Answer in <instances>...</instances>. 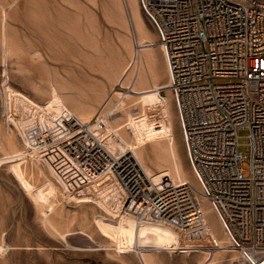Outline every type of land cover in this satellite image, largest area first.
<instances>
[{
    "label": "built area",
    "instance_id": "built-area-1",
    "mask_svg": "<svg viewBox=\"0 0 264 264\" xmlns=\"http://www.w3.org/2000/svg\"><path fill=\"white\" fill-rule=\"evenodd\" d=\"M137 2L165 61L166 81L156 90L170 93L198 190L164 175L151 181L132 152H109L73 115L28 124L23 152L50 168L70 201L116 184L121 215L170 231L179 245L172 252L216 248L204 198L244 264H264V0ZM151 127L160 132L161 119ZM241 128L249 132L244 157Z\"/></svg>",
    "mask_w": 264,
    "mask_h": 264
},
{
    "label": "rangeland",
    "instance_id": "rangeland-1",
    "mask_svg": "<svg viewBox=\"0 0 264 264\" xmlns=\"http://www.w3.org/2000/svg\"><path fill=\"white\" fill-rule=\"evenodd\" d=\"M6 1L0 0V264H140L134 254L116 246L115 223L123 202L116 184L104 187L93 198L73 202L63 194L50 168L34 157L13 164L4 160L11 148L23 151L28 124H52L62 115L79 119L75 104L91 103L98 109L105 95L112 97L113 71L119 69L121 61H132L126 46L135 42V34L132 26L126 25V29L118 19L126 15L130 24L128 10L122 7L123 13L115 12L118 8L110 7V0H21L14 12L4 16L1 11ZM1 41L15 51L6 53ZM156 48L159 64L165 69L162 52L158 45ZM33 50L42 55L37 63L29 59ZM108 62L113 71L106 67ZM165 81L164 74L157 84ZM159 96L171 102L175 156L178 153L180 163L196 182L170 93ZM116 103L114 96L109 107ZM137 112L132 110L131 114ZM115 114L117 122L126 117L122 120L120 112ZM126 128L132 136L128 124ZM248 135L247 129L237 130V151L242 157L249 150ZM147 147L152 158L155 149L150 141ZM147 166L156 170L150 162ZM242 166L248 168L245 159ZM200 200L209 204L204 198ZM42 212L52 219L58 234L44 224ZM206 253L199 249L157 255L163 264H204ZM222 254L226 257L217 264H236L240 258L238 252Z\"/></svg>",
    "mask_w": 264,
    "mask_h": 264
},
{
    "label": "bare ground",
    "instance_id": "bare-ground-1",
    "mask_svg": "<svg viewBox=\"0 0 264 264\" xmlns=\"http://www.w3.org/2000/svg\"><path fill=\"white\" fill-rule=\"evenodd\" d=\"M28 1L29 0H24V2ZM20 2L21 0H7L4 2L2 4L1 15L9 16L14 12ZM110 2V7L116 6V8H118L115 12L123 13L122 7L123 11L128 10L130 24L128 20L125 21L124 17L126 15L118 19L123 20L122 22L125 25L124 28L128 25L129 27L132 26L135 34V42L130 41L126 46V48H128V56L132 61L131 63H128V60L124 63L121 61L119 69L116 68L117 70L115 71L111 69L112 63L108 62V64H106V67L113 71L111 78V95L112 97L115 96L117 101L114 106L109 107L112 97L105 95L100 106L98 105V109H95L91 103L80 102L75 104L74 111L77 113L81 122L90 126L91 131L95 133L109 152L114 154L132 152L143 172L151 181L156 182L160 176L164 175L169 176L175 183H189L198 190V184L189 176L180 163L181 158L177 156L178 153L176 157V152L173 151L176 146L172 147L174 140L172 142L171 102L167 98H161L156 90L163 85L157 84V82H159L161 75L165 74L166 76V66L165 69H163L159 64V52L156 48L155 36L145 23L144 17L139 10L137 0H110ZM108 15H110V13ZM34 24H37L35 20ZM1 44L6 53L15 51L6 41H1ZM26 55L29 57L30 52ZM41 58L42 55L38 50H33L32 55L29 57L32 63L39 62ZM103 71H105V69H103ZM83 94L80 92L81 96H83ZM153 104L155 105L154 107ZM132 110H137L138 112L131 114ZM114 112H116V114L117 112H120V115L122 114L120 119H122V116H126L127 119L125 120V117L123 118L124 120L122 119V122H117L116 119H114ZM143 112L146 113V115L144 114L145 118L144 115L141 117ZM111 115H113V117ZM156 118L161 119L162 122L163 127L160 132H155V129L151 127ZM127 124L131 129L132 136L127 131ZM147 141H150L152 147L155 149L152 158L148 157ZM5 154L4 160L10 164L18 162L23 158L31 157L30 155L24 154L23 151L13 148L8 150ZM148 162L156 168L155 171H151L147 166ZM199 201L207 224L208 234H210L216 245V248L212 251L204 248L201 249V251L207 250V253L204 255L203 263L217 264L221 259L226 257L225 254L222 253H233L237 251L229 247L227 237L222 231L209 204L204 200L199 199ZM38 210L40 211V209ZM43 212L44 219H42L44 220V224L57 233V227H54L52 219L50 221L47 213ZM211 222L215 223L216 228L213 227ZM115 228L117 249L119 251L134 254L140 264H159V261L155 260L156 254L165 251L168 253L172 252L170 250L172 247L177 248L179 246L175 236L167 229L151 225H136L130 219L123 217L121 213L118 215ZM144 235L147 236L145 237ZM237 261L235 262L236 264H244L240 258H238Z\"/></svg>",
    "mask_w": 264,
    "mask_h": 264
},
{
    "label": "crops",
    "instance_id": "crops-1",
    "mask_svg": "<svg viewBox=\"0 0 264 264\" xmlns=\"http://www.w3.org/2000/svg\"><path fill=\"white\" fill-rule=\"evenodd\" d=\"M172 253H174V252H172ZM155 260H156V261H159L161 264H163V258L160 257V256H158L157 254H156V256H155Z\"/></svg>",
    "mask_w": 264,
    "mask_h": 264
}]
</instances>
